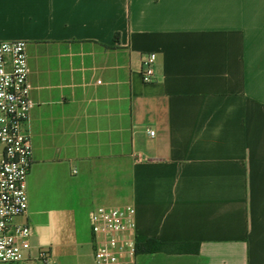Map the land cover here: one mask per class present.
I'll return each mask as SVG.
<instances>
[{
    "label": "crops",
    "instance_id": "0c3cea01",
    "mask_svg": "<svg viewBox=\"0 0 264 264\" xmlns=\"http://www.w3.org/2000/svg\"><path fill=\"white\" fill-rule=\"evenodd\" d=\"M15 40L32 167L85 201L89 234L93 208L133 205L136 264H264V0H0Z\"/></svg>",
    "mask_w": 264,
    "mask_h": 264
},
{
    "label": "built area",
    "instance_id": "2783aa9c",
    "mask_svg": "<svg viewBox=\"0 0 264 264\" xmlns=\"http://www.w3.org/2000/svg\"><path fill=\"white\" fill-rule=\"evenodd\" d=\"M28 58L27 42L0 41V264H52L51 248L33 244V225L16 221L28 212L33 165ZM156 61V53L143 54V82L155 80ZM89 223L93 264H136L133 205L97 206L89 212Z\"/></svg>",
    "mask_w": 264,
    "mask_h": 264
},
{
    "label": "rangeland",
    "instance_id": "374dc122",
    "mask_svg": "<svg viewBox=\"0 0 264 264\" xmlns=\"http://www.w3.org/2000/svg\"><path fill=\"white\" fill-rule=\"evenodd\" d=\"M53 175V166L32 167L28 221L34 229L33 244L51 248L52 264H89L91 248L85 242L91 241V230L89 234L85 201L74 196L67 182H57ZM16 221L27 220L23 216Z\"/></svg>",
    "mask_w": 264,
    "mask_h": 264
},
{
    "label": "trees",
    "instance_id": "16d2710c",
    "mask_svg": "<svg viewBox=\"0 0 264 264\" xmlns=\"http://www.w3.org/2000/svg\"><path fill=\"white\" fill-rule=\"evenodd\" d=\"M139 247H140V244L138 243L137 251L139 250ZM161 248H165L166 251H170V248H169V245L168 244H162L161 243Z\"/></svg>",
    "mask_w": 264,
    "mask_h": 264
}]
</instances>
